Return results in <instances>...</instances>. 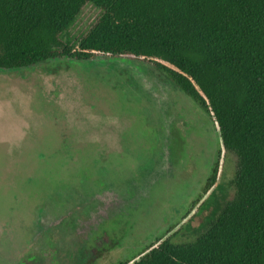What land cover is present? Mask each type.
Here are the masks:
<instances>
[{
	"label": "rangeland",
	"instance_id": "obj_1",
	"mask_svg": "<svg viewBox=\"0 0 264 264\" xmlns=\"http://www.w3.org/2000/svg\"><path fill=\"white\" fill-rule=\"evenodd\" d=\"M98 15L87 6L64 40L79 41ZM218 150L209 114L139 59L0 70V264L134 257L181 223ZM235 164L229 154L220 202L234 196Z\"/></svg>",
	"mask_w": 264,
	"mask_h": 264
},
{
	"label": "trees",
	"instance_id": "obj_2",
	"mask_svg": "<svg viewBox=\"0 0 264 264\" xmlns=\"http://www.w3.org/2000/svg\"><path fill=\"white\" fill-rule=\"evenodd\" d=\"M89 5L99 15L67 43ZM99 56L156 67L219 135L213 174L181 223L118 264H264V0H0V70ZM229 154L234 196L220 202ZM185 232L194 239L176 243Z\"/></svg>",
	"mask_w": 264,
	"mask_h": 264
}]
</instances>
